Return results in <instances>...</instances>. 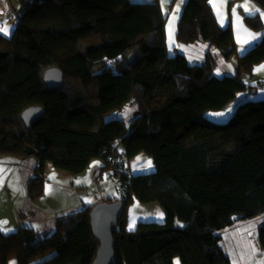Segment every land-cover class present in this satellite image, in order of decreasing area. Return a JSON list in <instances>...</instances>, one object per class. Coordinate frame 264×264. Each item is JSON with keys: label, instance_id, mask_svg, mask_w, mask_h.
Segmentation results:
<instances>
[{"label": "trees", "instance_id": "16d2710c", "mask_svg": "<svg viewBox=\"0 0 264 264\" xmlns=\"http://www.w3.org/2000/svg\"><path fill=\"white\" fill-rule=\"evenodd\" d=\"M255 1L264 8V0ZM246 20L262 26L258 17ZM166 22L158 1L31 0L12 33H0V154L36 158L32 198L44 192L48 162L77 174L96 158L109 166L121 159L120 198L108 200L125 203L113 230L114 264H175L176 257L183 264H233L221 232L264 213V99L241 102L224 122L208 113L264 86L244 80L264 62V35L239 54L231 23L219 24L209 0H188L179 45L205 42L227 60L238 55L237 73L217 76L218 55L211 50L197 64L180 49L169 52ZM51 67L64 73L60 88L44 82ZM31 106L45 114L28 128L22 113ZM128 106L138 110L129 125L108 119ZM144 153L154 170L135 173L131 161ZM136 200L157 202L164 220H143L130 230L128 211ZM91 209L58 217L51 234L0 229V264L13 258L92 264L100 243Z\"/></svg>", "mask_w": 264, "mask_h": 264}, {"label": "rangeland", "instance_id": "374dc122", "mask_svg": "<svg viewBox=\"0 0 264 264\" xmlns=\"http://www.w3.org/2000/svg\"><path fill=\"white\" fill-rule=\"evenodd\" d=\"M2 19L6 20L4 17ZM3 20H0V28H7L9 34L13 21ZM210 50L218 55L214 75L224 76L237 73L239 68L237 54L227 60L219 54L217 48L205 42L185 44L180 48V51L188 57L192 64L202 63L207 51ZM244 80L249 84L264 81V62L256 65L251 74H244ZM250 99H264V86H259L257 92L250 88L240 92L226 108L212 111L208 113V117L217 122L227 121L241 102ZM137 113L138 110L135 106H128L111 114L108 119L121 118L129 125ZM220 113L224 115H217ZM145 158H149L145 153L134 158L131 161L132 166ZM36 166L37 160L34 156L22 158L13 154H0V229L6 234L15 233L23 227L33 226L38 222V216L36 217V214L31 210L33 208L31 200L25 199L27 195L30 196L29 181L36 175ZM114 172V167L105 164L100 158H96L85 172L77 174L57 168L48 162L44 174L45 188L40 196V204L47 212L53 214L59 212V214L55 215L56 219L52 229L46 223V226L44 225L40 231L47 234L53 233L59 215L64 216L62 214L66 215L88 206L93 207L101 200L119 199L118 189L121 183ZM37 198L39 196L33 199ZM151 213L154 214L155 211L152 210ZM262 217H264V213L251 218V220L248 219L246 222L236 221L232 227L221 232L222 243L230 256L234 258L233 264H240V257H259L264 263V250L261 247L255 248L259 246L258 228L263 221ZM177 262L183 264L180 257L175 258V264Z\"/></svg>", "mask_w": 264, "mask_h": 264}, {"label": "crops", "instance_id": "0c3cea01", "mask_svg": "<svg viewBox=\"0 0 264 264\" xmlns=\"http://www.w3.org/2000/svg\"><path fill=\"white\" fill-rule=\"evenodd\" d=\"M30 1L31 0H24V4H23L21 0H0V16H2L0 20H3L2 18L4 17L6 18V20L3 21H13L10 26L9 34L7 35H10L12 33L13 27L17 22L18 15L24 10L26 5ZM131 1L144 2V3H151L158 1L167 18L166 33H167V43H168L169 52L171 54H174L178 49L181 48L177 40L178 24L182 17L183 11L185 9L188 0H131ZM215 3L217 7H214L212 3L210 4L218 19L219 24L222 27H226L229 23H231V25L233 26L239 54H243L249 48H251L255 43H257L262 39L264 35V19L261 18L260 13L264 12V8L257 1L215 0ZM245 3L248 4L249 8L259 9V12H253L252 14L246 13L244 8L240 7ZM234 8L236 9L235 15L233 14L232 11ZM236 16L240 17L239 24L236 21ZM246 17H258L262 22V26L260 28H254L247 22ZM245 29L247 30V32L255 34L256 38L253 39L252 36L247 35ZM244 41H248V43H244ZM149 161L151 162L150 167L148 163ZM132 169L135 173H144V172L152 171L154 170L153 160L151 158H145L142 161H139L138 164L132 167ZM25 199L31 200V206H33L31 210L36 214V217L38 216L37 217L38 222L37 223L35 222L36 224L33 226L23 227V228L33 227L41 230L42 227L44 225L46 226L47 223L49 225V228L52 229L54 226V221L56 219L55 215L59 214V212H56L54 214L51 212H47L44 208H42V205L40 204L41 202L40 197L37 199H33L29 195H27ZM152 210L155 211L154 214L151 213ZM164 218H165L164 213L157 202L141 203L140 201L136 200L134 204L130 207L128 227L130 228L131 226V229H134L138 225L139 221H143V220L162 221L164 220ZM243 221L246 222V220ZM258 247L260 246H256L255 248ZM231 259L232 261L234 260L233 257H231ZM11 261H15V264H18L16 258L11 259L9 261V264ZM240 264H264V263H262V260L259 257H240Z\"/></svg>", "mask_w": 264, "mask_h": 264}, {"label": "water", "instance_id": "95a60500", "mask_svg": "<svg viewBox=\"0 0 264 264\" xmlns=\"http://www.w3.org/2000/svg\"><path fill=\"white\" fill-rule=\"evenodd\" d=\"M133 55L131 56V59ZM44 82L49 88H60L64 83V73L58 67H51L44 73ZM45 114L42 106H31L22 113V119L28 128ZM125 210L123 200L101 201L90 211L92 232L100 245L92 264H114L116 259L115 239L113 230L118 226L119 219Z\"/></svg>", "mask_w": 264, "mask_h": 264}, {"label": "snow or ice", "instance_id": "6c2138e0", "mask_svg": "<svg viewBox=\"0 0 264 264\" xmlns=\"http://www.w3.org/2000/svg\"><path fill=\"white\" fill-rule=\"evenodd\" d=\"M210 3L213 4L214 7H217L215 0H209ZM240 7H243L246 13L252 14L253 12H259V9H255V8H249L248 4L245 3L244 5H241ZM233 14H236V9L234 8L233 10ZM260 16L262 19H264V12L260 13ZM236 21L239 24L240 22V17L236 16ZM245 32L247 33V35L252 36L253 39L256 38L255 34L247 32V30L245 29ZM0 33H4L5 35L8 34V29L7 28H0ZM244 43H248V41H244ZM217 115H224L223 113L217 114ZM149 167L151 166V162L149 161ZM6 223V222H3ZM130 230H131V226H130ZM10 264H15V261H11ZM177 264H179V262H177Z\"/></svg>", "mask_w": 264, "mask_h": 264}, {"label": "built area", "instance_id": "2783aa9c", "mask_svg": "<svg viewBox=\"0 0 264 264\" xmlns=\"http://www.w3.org/2000/svg\"><path fill=\"white\" fill-rule=\"evenodd\" d=\"M120 161L121 159H118L116 164H113V167L118 177H122L126 173L125 171H123L124 165H120Z\"/></svg>", "mask_w": 264, "mask_h": 264}]
</instances>
